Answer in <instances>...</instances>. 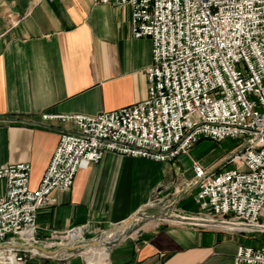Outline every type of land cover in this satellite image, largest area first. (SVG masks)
<instances>
[{
    "label": "crops",
    "instance_id": "crops-1",
    "mask_svg": "<svg viewBox=\"0 0 264 264\" xmlns=\"http://www.w3.org/2000/svg\"><path fill=\"white\" fill-rule=\"evenodd\" d=\"M129 19L127 5L0 0V165L27 162L30 188L41 178L59 133L74 129L69 120H43L41 114L94 115L145 98L151 43L131 35ZM181 158L155 161L106 151L78 168L72 185L52 190L51 202L37 210L39 244L59 250L36 260L83 264L70 253L75 249L61 245L90 241L99 232L106 237L155 198L161 204L155 214L166 212L173 220L158 218L164 222L137 238L90 252L94 262L87 263L234 264L237 247L250 244L251 235L193 218L199 213L197 190ZM4 187L0 179V195ZM80 225L86 229L65 237Z\"/></svg>",
    "mask_w": 264,
    "mask_h": 264
},
{
    "label": "built area",
    "instance_id": "built-area-1",
    "mask_svg": "<svg viewBox=\"0 0 264 264\" xmlns=\"http://www.w3.org/2000/svg\"><path fill=\"white\" fill-rule=\"evenodd\" d=\"M92 2L127 5L131 35L150 39L146 96L94 115H40L69 120L74 129L59 133L34 188L27 162L0 165V264H46L36 258L47 256L33 249L40 245L36 213L51 202L52 190L72 185L78 168L106 151L171 161L201 138L244 142L230 156L232 167L192 162L199 207L193 218L264 234V0ZM83 229L72 227L65 237ZM234 264H264V241L239 245Z\"/></svg>",
    "mask_w": 264,
    "mask_h": 264
},
{
    "label": "rangeland",
    "instance_id": "rangeland-1",
    "mask_svg": "<svg viewBox=\"0 0 264 264\" xmlns=\"http://www.w3.org/2000/svg\"><path fill=\"white\" fill-rule=\"evenodd\" d=\"M244 140L242 138H231L227 137L220 141H213L207 138H201L197 140L192 148L186 153L181 154V165L184 167L185 174L188 176H194L192 171V162L197 161L202 167L209 168L210 170L219 169L220 167L230 165V167L233 166L232 162H229L230 156L232 152H234L237 149V146L240 143H243ZM157 205V206H156ZM161 207V204L155 203V198H152L146 205L144 210H141L140 212L143 213V215H153L155 214V209ZM168 216H171L172 218H166L161 217V220H173L175 216L172 214L167 213ZM195 215V217H197ZM158 219V218H157ZM161 220H149L144 218H135L132 220L131 225L126 228L123 232V236H119L116 239H113L107 243L104 244L105 249H100V246H95L94 250L92 251H86L87 247L90 246V244L86 247L77 248L75 250H72L70 253L72 255L76 254L79 256L81 262L83 264L93 263L94 260H92L90 252H98L102 250H108L109 247H111L113 244L124 240L126 238H132L135 239L138 236L142 235L144 232L150 230L151 228H154L158 226L159 224L163 223L164 221ZM123 228V223L117 225L114 228H110V230H106V233H110L111 229L115 231L118 227ZM104 232L96 233L95 237H100ZM245 234V233H244ZM121 235V234H120ZM125 235V236H124ZM251 235V241L250 244L253 246L260 245L264 241V234H248ZM124 238V239H123ZM86 242H88L86 240ZM88 262V263H87Z\"/></svg>",
    "mask_w": 264,
    "mask_h": 264
},
{
    "label": "water",
    "instance_id": "water-1",
    "mask_svg": "<svg viewBox=\"0 0 264 264\" xmlns=\"http://www.w3.org/2000/svg\"><path fill=\"white\" fill-rule=\"evenodd\" d=\"M162 216L166 217V218H168V217L172 218L171 216H168V214L166 212H164V213L158 212V213L153 214V215H143V213L138 212V213L133 214L130 218H128L125 222H123V227L128 228L131 225L132 220H134L135 218H144V219L154 220V219H157V218H161ZM98 239H99L98 237H95V238H93L92 240H90L88 242H81V243L74 244V245H69V246L61 245V248H70L72 250V249L85 247V246H87L89 244L90 245H95V244H99L100 241ZM34 248L37 249L38 251L42 252L46 256H50V255L54 254L55 252H57L59 250V249L58 250H56V249L47 250L43 246H40V245H35Z\"/></svg>",
    "mask_w": 264,
    "mask_h": 264
},
{
    "label": "bare ground",
    "instance_id": "bare-ground-1",
    "mask_svg": "<svg viewBox=\"0 0 264 264\" xmlns=\"http://www.w3.org/2000/svg\"><path fill=\"white\" fill-rule=\"evenodd\" d=\"M178 217V216H177ZM191 219V218H190ZM199 220V219H198ZM175 222V221H174ZM184 222V221H183ZM126 229V227H123L122 228V226H121V228L120 227H118L117 229H115V232L114 233H112V234H110V235H108V236H106V237H104V238H99L98 240L100 241L99 242V244H95V245H90V246H86L87 247V249H86V251H92V250H94V247L95 246H100L99 248L100 249H105V247H104V244L105 243H107V241H111V240H113V239H116L117 237H119V236H123V232H124V230ZM121 234V235H120ZM125 236V235H124ZM124 239V238H123ZM50 245V244H49ZM33 249H35V248H33Z\"/></svg>",
    "mask_w": 264,
    "mask_h": 264
}]
</instances>
